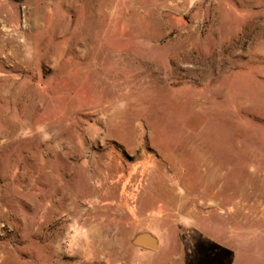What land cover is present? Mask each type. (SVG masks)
<instances>
[{
	"label": "rangeland",
	"instance_id": "obj_1",
	"mask_svg": "<svg viewBox=\"0 0 264 264\" xmlns=\"http://www.w3.org/2000/svg\"><path fill=\"white\" fill-rule=\"evenodd\" d=\"M0 264H264V0H0Z\"/></svg>",
	"mask_w": 264,
	"mask_h": 264
},
{
	"label": "water",
	"instance_id": "obj_2",
	"mask_svg": "<svg viewBox=\"0 0 264 264\" xmlns=\"http://www.w3.org/2000/svg\"><path fill=\"white\" fill-rule=\"evenodd\" d=\"M130 243L134 247L150 251H156L158 249L157 238L149 232H140L135 234L130 240Z\"/></svg>",
	"mask_w": 264,
	"mask_h": 264
}]
</instances>
